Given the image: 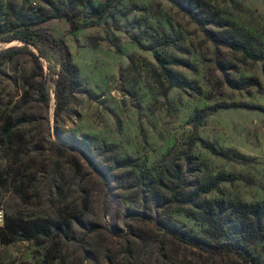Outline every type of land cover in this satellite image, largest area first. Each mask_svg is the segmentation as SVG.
<instances>
[{
    "label": "rangeland",
    "instance_id": "1",
    "mask_svg": "<svg viewBox=\"0 0 264 264\" xmlns=\"http://www.w3.org/2000/svg\"><path fill=\"white\" fill-rule=\"evenodd\" d=\"M201 2L204 11L195 9ZM52 6L71 9L74 23L49 19L41 24L49 36L41 31L32 43L0 35V264H245L209 243L207 224L191 208L169 203L164 189L154 198L141 184L183 167L188 183L229 176L201 199H264V113L254 107H264V0H116L102 18L75 0H38L36 10L28 0H0V19L35 17ZM211 14L262 57L243 59L213 43L205 28L220 29L208 24ZM52 37L63 39L80 81L58 123L54 87L63 52ZM158 53L186 87L164 94ZM38 84L48 106L38 101ZM197 137L229 157L198 141L188 149ZM81 150L105 160L96 163L105 180ZM124 158L135 166L113 167ZM16 219L54 220L70 230L52 240L12 239L8 225ZM169 224L210 245L179 241ZM255 246L264 256V242Z\"/></svg>",
    "mask_w": 264,
    "mask_h": 264
},
{
    "label": "trees",
    "instance_id": "2",
    "mask_svg": "<svg viewBox=\"0 0 264 264\" xmlns=\"http://www.w3.org/2000/svg\"><path fill=\"white\" fill-rule=\"evenodd\" d=\"M115 1L116 0H104L100 6H94L90 1L75 0V4L83 5L88 8L91 16L94 18H102L108 13L110 7ZM205 8H207V5L204 2H201V4L198 3L195 6V9H201V11L206 10ZM74 15L75 14L71 9L56 8L55 6H52L51 11L35 17L25 18L15 15L11 20L2 21L0 19V35L4 36L8 41L20 39L27 43H32L34 38L41 34V31L49 36L41 26L43 22L53 18L65 17L73 24L75 21ZM208 24L220 29V32L216 33L213 30L205 28L206 35L213 43L229 47L240 53L243 59L258 60L262 57L260 52L254 51L250 46L249 41L239 37L237 34L232 33L229 30H224L223 27H225L226 23L217 18L216 15L211 14L210 22H208ZM74 26L79 27L78 24H75ZM51 39L60 45L63 52L60 73L55 81L54 87L55 107L53 118L54 122L58 123L73 94L76 92L77 87L80 85V81L77 66L71 61L70 52L63 39L53 37ZM12 53L13 52L10 51L9 55H12ZM5 55L4 52H0V64L4 60ZM157 57L162 65V74L168 82V86L164 88V94L172 86L186 87V80L182 79L180 76L174 75L171 70L167 68V65L172 64L173 61L164 57L161 53H158ZM36 95L39 102L48 106V96L45 93L42 84L36 86ZM254 107L264 113L263 106ZM11 128L12 126L9 125V122L6 123L3 128V135L6 139L12 137ZM196 141H198L200 145L211 154L229 157L226 152L217 150L214 145L201 137L189 141L188 149H190ZM66 142L69 144L73 143L70 140ZM60 146L63 149H66V146ZM96 148L95 145L90 146V150ZM81 151L84 160L87 161L90 167L97 170L102 179L105 180L107 171L96 164L97 162L105 160L102 158L95 160L98 153L91 156L92 153L90 151ZM185 160H187V156H185ZM113 163V167L116 168L135 166L129 158L114 160ZM182 170L183 167L178 169L176 167L165 169L164 175L169 171V177L166 175V178H168L167 180H170V184L165 182L164 175H151L143 178L141 189H143L145 193H150L151 191L154 192V198H157V192L164 189L166 194H168L166 199L169 203L191 208L190 215L197 219H201L207 224L204 231L208 234V237L212 242L204 240V242H202L197 236L186 235L181 232L180 227L175 226L174 224H169L166 228L172 231L175 238L188 245L204 249L205 245L208 246L215 243L220 250L236 254L245 264H264V256H261L255 246L259 242H264V199L252 203H241L239 201L227 199H201V196L209 194L221 182L229 181V176L225 173L217 172L205 177L197 176L188 183L182 174ZM8 227L10 228L9 233L13 237L12 239L19 238L23 240L36 239L40 236L47 240H52L57 234L61 233L64 236L67 235L70 230V228L65 229L63 225L61 226V224H58L54 220L48 221L43 219H16L15 225L13 227L8 225Z\"/></svg>",
    "mask_w": 264,
    "mask_h": 264
},
{
    "label": "built area",
    "instance_id": "3",
    "mask_svg": "<svg viewBox=\"0 0 264 264\" xmlns=\"http://www.w3.org/2000/svg\"><path fill=\"white\" fill-rule=\"evenodd\" d=\"M28 5L32 10H36L38 8V0H28ZM3 214L0 211V219L2 220Z\"/></svg>",
    "mask_w": 264,
    "mask_h": 264
}]
</instances>
